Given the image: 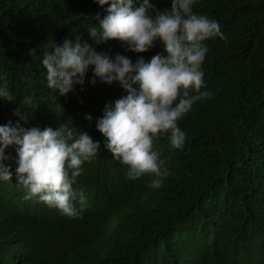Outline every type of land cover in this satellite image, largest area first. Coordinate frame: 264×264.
<instances>
[{
  "label": "trees",
  "instance_id": "1",
  "mask_svg": "<svg viewBox=\"0 0 264 264\" xmlns=\"http://www.w3.org/2000/svg\"><path fill=\"white\" fill-rule=\"evenodd\" d=\"M150 3L171 8V0ZM109 6L0 0V85L13 96V103L0 99V126L67 124L73 140L85 132L101 144L72 186L88 203L72 218L38 197L25 199L15 181V146L5 150L13 180H0V264H264V0H196L193 12L216 21L226 39L204 42L201 92L208 96L178 122L186 132L183 147L174 149L168 136L153 142L169 171L159 188L150 186V176L129 179L128 166L104 148L96 130L105 106L126 95L119 83H103L90 66L84 84L66 96L56 93L55 100L47 86L44 51L75 43L77 35L97 52L133 64L166 55L160 41L147 53L115 40L96 45L88 30Z\"/></svg>",
  "mask_w": 264,
  "mask_h": 264
},
{
  "label": "clouds",
  "instance_id": "2",
  "mask_svg": "<svg viewBox=\"0 0 264 264\" xmlns=\"http://www.w3.org/2000/svg\"><path fill=\"white\" fill-rule=\"evenodd\" d=\"M99 6L110 5L98 26L88 33L96 45L120 41L127 51L147 53L160 41L166 55L156 54L146 62L135 64L126 56L99 53L79 35L75 43L65 40L45 50L42 64L46 69L47 86L55 94L66 96L73 85H83L90 66L94 77L111 85L119 83L126 95L106 105L96 121V130L105 137L104 148L128 166L129 179L152 177V187L159 188L169 175L165 162L153 151V142L168 136L174 149L183 147L186 132L178 122L194 103L208 96L204 87L202 64L209 49L205 41L226 39L219 24L207 16L193 12L196 0H171L170 10H157L150 0H94ZM35 54V48L29 53ZM91 83L94 85L96 80ZM194 93V94H193ZM0 99L13 103L7 85H0ZM24 103L31 105V97ZM17 115L20 111L17 110ZM28 123L26 114L21 116ZM86 119L91 122L89 115ZM71 122V121H68ZM72 124V123H71ZM73 126V125H72ZM15 146V181L26 190L25 199L38 197L49 207L57 208L72 218L83 213L88 203L83 193L73 191L81 166L91 162L101 147L85 132L73 140L67 124L57 130L51 127H23L18 122L0 126V180H13L11 157L5 150ZM71 170V175H69ZM78 199L79 209L73 201Z\"/></svg>",
  "mask_w": 264,
  "mask_h": 264
}]
</instances>
